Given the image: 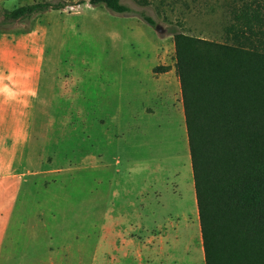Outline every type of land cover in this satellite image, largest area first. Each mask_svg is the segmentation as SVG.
Listing matches in <instances>:
<instances>
[{"label": "rangeland", "instance_id": "1", "mask_svg": "<svg viewBox=\"0 0 264 264\" xmlns=\"http://www.w3.org/2000/svg\"><path fill=\"white\" fill-rule=\"evenodd\" d=\"M86 1L0 0V24L24 5L66 6L0 26V77H36L43 95L0 264H204L173 35L231 43L238 0H121L128 14ZM161 74L178 88H155ZM166 234L171 257L147 263Z\"/></svg>", "mask_w": 264, "mask_h": 264}, {"label": "trees", "instance_id": "2", "mask_svg": "<svg viewBox=\"0 0 264 264\" xmlns=\"http://www.w3.org/2000/svg\"><path fill=\"white\" fill-rule=\"evenodd\" d=\"M86 2L131 12L121 0ZM65 7L24 5L1 12L0 26ZM229 14L231 43L174 34V69L204 264H264V1L238 0Z\"/></svg>", "mask_w": 264, "mask_h": 264}, {"label": "crops", "instance_id": "3", "mask_svg": "<svg viewBox=\"0 0 264 264\" xmlns=\"http://www.w3.org/2000/svg\"><path fill=\"white\" fill-rule=\"evenodd\" d=\"M264 1V0H263ZM5 59V58H4ZM11 71L15 68L10 65ZM157 75V74H154ZM0 256L4 241L7 238L9 227L15 213V209L21 196L22 186L26 178L30 177L27 171L28 146L31 142H42L36 131L40 130L41 124L38 122L37 109L34 104L43 95L39 90L40 81L36 77L28 75H12L0 77ZM157 89L178 88V84L173 80L165 78L164 74L159 77L152 76ZM8 81L15 82L10 85ZM149 93V92H148ZM52 96V95H51ZM141 116L149 115L140 109L137 113ZM184 118V116H183ZM182 118V119H183ZM34 135H38L36 139ZM54 142V140H51ZM120 156L118 163H120ZM117 160V159H116ZM192 176V172H191ZM193 200L196 206L195 192L193 186ZM168 241L165 236L158 235L151 240V245L146 246V255L150 256L147 263L154 260H166L170 258L166 255L168 249L164 245ZM199 243L200 262L203 261L202 244ZM172 259V258H171ZM170 259V261H171ZM167 264H177L176 261ZM165 262V261H164ZM161 264H165V263Z\"/></svg>", "mask_w": 264, "mask_h": 264}, {"label": "water", "instance_id": "4", "mask_svg": "<svg viewBox=\"0 0 264 264\" xmlns=\"http://www.w3.org/2000/svg\"><path fill=\"white\" fill-rule=\"evenodd\" d=\"M155 30H156L158 33H160V34L163 33V30L160 28V26H156V27H155Z\"/></svg>", "mask_w": 264, "mask_h": 264}]
</instances>
